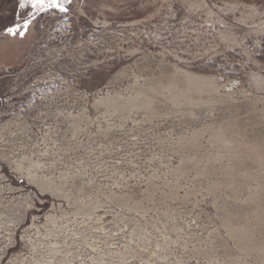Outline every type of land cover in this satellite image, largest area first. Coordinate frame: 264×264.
<instances>
[{"label": "rangeland", "instance_id": "obj_1", "mask_svg": "<svg viewBox=\"0 0 264 264\" xmlns=\"http://www.w3.org/2000/svg\"><path fill=\"white\" fill-rule=\"evenodd\" d=\"M19 4L0 264H264V0Z\"/></svg>", "mask_w": 264, "mask_h": 264}, {"label": "snow or ice", "instance_id": "obj_2", "mask_svg": "<svg viewBox=\"0 0 264 264\" xmlns=\"http://www.w3.org/2000/svg\"><path fill=\"white\" fill-rule=\"evenodd\" d=\"M71 0H20L19 7L25 8L28 5H31L33 9L37 11L43 12L47 9H58L61 12H66L67 8L65 7V3H70ZM30 21L24 20L22 24H17L16 27L8 28V33L11 35L19 34L21 36L25 35Z\"/></svg>", "mask_w": 264, "mask_h": 264}, {"label": "bare ground", "instance_id": "obj_3", "mask_svg": "<svg viewBox=\"0 0 264 264\" xmlns=\"http://www.w3.org/2000/svg\"><path fill=\"white\" fill-rule=\"evenodd\" d=\"M107 101H108L109 103H111V104H112V103L114 104L115 101H116V98H110V99L107 98ZM124 105H125V104H124ZM115 116H116V115H115ZM105 123H106V122H105Z\"/></svg>", "mask_w": 264, "mask_h": 264}]
</instances>
